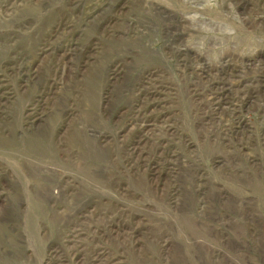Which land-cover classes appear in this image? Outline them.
Instances as JSON below:
<instances>
[{
	"label": "rangeland",
	"instance_id": "1",
	"mask_svg": "<svg viewBox=\"0 0 264 264\" xmlns=\"http://www.w3.org/2000/svg\"><path fill=\"white\" fill-rule=\"evenodd\" d=\"M0 264H264V0H0Z\"/></svg>",
	"mask_w": 264,
	"mask_h": 264
}]
</instances>
